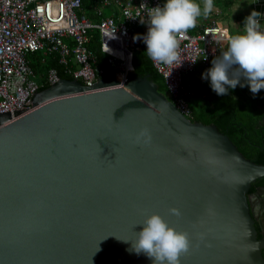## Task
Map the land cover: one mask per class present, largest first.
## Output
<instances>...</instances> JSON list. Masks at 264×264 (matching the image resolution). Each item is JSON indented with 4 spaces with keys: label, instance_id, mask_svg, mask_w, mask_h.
<instances>
[{
    "label": "water",
    "instance_id": "95a60500",
    "mask_svg": "<svg viewBox=\"0 0 264 264\" xmlns=\"http://www.w3.org/2000/svg\"><path fill=\"white\" fill-rule=\"evenodd\" d=\"M35 105L0 113V264H151L126 241L152 212L189 233L181 264H264L249 198L264 164L149 75L62 78Z\"/></svg>",
    "mask_w": 264,
    "mask_h": 264
},
{
    "label": "built area",
    "instance_id": "2783aa9c",
    "mask_svg": "<svg viewBox=\"0 0 264 264\" xmlns=\"http://www.w3.org/2000/svg\"><path fill=\"white\" fill-rule=\"evenodd\" d=\"M116 2L120 16L110 15L94 22L80 13L82 0H0V113L28 109L3 124L38 107H32L33 100L44 82L31 66L29 53L40 51L47 56L58 55L65 72L87 87L108 74H114L122 84L131 79L135 70L134 52L147 48L143 36L148 30V18L140 5L155 7L165 0ZM254 7L264 15V0H255ZM97 11L101 14V9ZM126 11L135 18L126 16ZM137 12L139 17H136ZM93 28L100 32L101 51L106 54L113 72H105L95 65L97 59L89 48ZM228 36L227 28L218 23L205 26L198 34L187 31L177 37L179 59L173 65L152 62L165 79L170 99L188 117L191 110L185 96L184 78L198 65H202L206 73L212 60L221 55ZM61 79L55 68L44 75L49 87Z\"/></svg>",
    "mask_w": 264,
    "mask_h": 264
},
{
    "label": "clouds",
    "instance_id": "9594fccd",
    "mask_svg": "<svg viewBox=\"0 0 264 264\" xmlns=\"http://www.w3.org/2000/svg\"><path fill=\"white\" fill-rule=\"evenodd\" d=\"M140 7L148 18V30L143 36L147 56L154 63L173 65L179 59L178 35L196 27L197 19L207 17L214 3L213 0H203L201 6L198 0H165L155 7L145 3ZM125 15L135 18L127 11ZM139 15L137 12L136 17ZM261 17L262 13L252 10L245 18L242 30L228 36L226 49L212 60L204 78H210L211 87L218 95L226 94L229 88L234 89L241 83V78L253 94L264 89V25ZM135 142L144 145L151 142L147 128L136 134ZM169 212L177 217L181 215L176 207H171ZM140 225L136 239L126 242H131L130 251L137 255L143 253L151 264H181V257L192 248L189 233L178 231L157 212L147 215ZM203 238L204 233H201L200 239Z\"/></svg>",
    "mask_w": 264,
    "mask_h": 264
},
{
    "label": "trees",
    "instance_id": "16d2710c",
    "mask_svg": "<svg viewBox=\"0 0 264 264\" xmlns=\"http://www.w3.org/2000/svg\"><path fill=\"white\" fill-rule=\"evenodd\" d=\"M83 10L88 14L90 19L94 22L100 21V16L94 12V6L98 5V0H82ZM190 33L195 34L192 30ZM197 34V33H196ZM91 42L89 48L93 51L97 61L96 66L105 69V72H113V69L107 62V56L101 51L100 32L97 28L90 30ZM28 59L31 66L36 71L38 78L44 82L43 88H48L44 80V75L50 69L55 68L61 78L73 80V77L65 72V68L59 63L58 55H44L43 52L37 51L28 54ZM134 72L131 78L136 75H149L158 85L159 90L168 96V89L164 77L154 67L152 61L146 54V47H142L134 52L133 56ZM185 79V78H184ZM213 97L206 100L202 104V109L193 111L190 105L189 118L192 121H200L205 124L214 123L218 128L228 134L233 142L238 146L240 151L246 158L260 164H264V126L259 124L260 117L249 116L242 114L239 103L223 95H218L211 89ZM258 99H263V94L259 92ZM215 95L217 96L215 98ZM186 100H189L192 95L191 92H185ZM264 185V177L252 183L249 193L256 191L257 187ZM256 228L258 230V238H263L261 224L256 221Z\"/></svg>",
    "mask_w": 264,
    "mask_h": 264
},
{
    "label": "crops",
    "instance_id": "0c3cea01",
    "mask_svg": "<svg viewBox=\"0 0 264 264\" xmlns=\"http://www.w3.org/2000/svg\"><path fill=\"white\" fill-rule=\"evenodd\" d=\"M254 1L255 0H213L214 8L212 12L207 17L201 16L198 18L196 27L189 30L198 34L202 32L205 26L218 23L227 28L229 35L236 34L242 30L244 23V21H242L243 18H246L252 10L258 11V9H255L254 7ZM199 2L201 3V6H203V0H199ZM94 7V12L100 16V19L110 15L116 17L120 16V7L116 0H108L107 3L104 0H98V5ZM98 9H101V14L98 13ZM80 13L90 18L88 14L84 12L83 8ZM261 23L264 25V15L261 17ZM232 25L237 27L235 31L236 33L229 28ZM189 30L188 32H190ZM226 47L227 41L224 42L222 51L225 50ZM204 76L205 70L203 69V66L198 65L197 68L184 79L186 90L188 93L191 92L192 95L189 100V105L191 109L193 108V111L194 109H197V111L201 110L202 104L213 97V93H211L212 87L210 78L206 79ZM241 84H243V86H241ZM259 92L263 94L264 89L253 94L244 78H241V83L237 84L234 89L229 88L223 97L236 100L240 105L239 107L242 114L260 117L259 124L264 126V97L262 100L258 99ZM216 97L217 96L215 95V98Z\"/></svg>",
    "mask_w": 264,
    "mask_h": 264
},
{
    "label": "flooded vegetation",
    "instance_id": "af4514ba",
    "mask_svg": "<svg viewBox=\"0 0 264 264\" xmlns=\"http://www.w3.org/2000/svg\"><path fill=\"white\" fill-rule=\"evenodd\" d=\"M264 185L257 187L256 191L249 193L252 211L256 217V221L261 224L264 238ZM260 189V190H258Z\"/></svg>",
    "mask_w": 264,
    "mask_h": 264
},
{
    "label": "rangeland",
    "instance_id": "374dc122",
    "mask_svg": "<svg viewBox=\"0 0 264 264\" xmlns=\"http://www.w3.org/2000/svg\"><path fill=\"white\" fill-rule=\"evenodd\" d=\"M198 2H199V0H198ZM199 3H200V2H199ZM103 9H104V8H103ZM222 19H223V17H222ZM244 20H245V18H243L242 21H244ZM232 24H233V22H232ZM229 28H230L233 32H235L237 27H236V26L234 27V26L232 25V26H230ZM235 33H236V32H235ZM168 97L171 98V97L169 96V94H168Z\"/></svg>",
    "mask_w": 264,
    "mask_h": 264
}]
</instances>
